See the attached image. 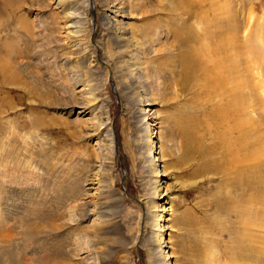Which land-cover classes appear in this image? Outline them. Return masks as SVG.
I'll use <instances>...</instances> for the list:
<instances>
[{"label": "rangeland", "instance_id": "rangeland-1", "mask_svg": "<svg viewBox=\"0 0 264 264\" xmlns=\"http://www.w3.org/2000/svg\"><path fill=\"white\" fill-rule=\"evenodd\" d=\"M168 1L0 0V66L5 59L19 73L17 84H4L0 72V153L11 154L8 165L0 159V230L10 234L0 242V264H155L151 216L162 208L169 264L245 263L232 257L236 226L221 213L230 187L202 158L219 136L206 129L220 102L207 81V45L192 40L203 37L196 20ZM190 1L195 11L209 10L207 0ZM233 1L235 8L241 1L249 49L254 41L264 48V0ZM186 33L202 56L187 53L185 63L177 35ZM249 49L247 76L264 91V56ZM186 64L193 71L184 84ZM141 96L158 117L150 146L136 119ZM82 103L92 112L79 115ZM153 147L166 187L157 200L145 150ZM87 181L97 189L92 206L80 200ZM49 216L57 231L28 230Z\"/></svg>", "mask_w": 264, "mask_h": 264}, {"label": "bare ground", "instance_id": "bare-ground-1", "mask_svg": "<svg viewBox=\"0 0 264 264\" xmlns=\"http://www.w3.org/2000/svg\"><path fill=\"white\" fill-rule=\"evenodd\" d=\"M173 1L174 3L172 0L168 2H171L174 11L178 12L181 10L182 14L188 16L191 20H196L197 26L201 27L200 32L203 33V37H194L195 39L190 38L187 33L185 34L186 36H180L182 33L177 35L178 42L182 44L183 49H186H184L182 51L184 53L180 55L182 59L181 62L186 63L189 61L184 59V55L187 53H196L197 57H192L194 60H197L200 57L199 55L202 56L200 48L197 50L191 47L190 39L194 40L199 47L205 42L207 45L205 55L208 56L209 61L205 59H203V61L205 66H207V69H205L206 75L207 77L210 76L207 81L210 86L213 85V93L216 94L215 97L220 98L219 104L212 107V112H209L211 113L210 116L215 117V119H212L214 125L210 126L211 128L209 130L206 128L207 131L212 130L215 134H219L218 141L216 147L212 148L213 154L202 158L209 159L206 161L207 164L209 163L208 165L224 179V182L228 185L227 188H231L227 190V194L224 196L226 200L221 204V213L225 212L226 218L227 215L229 216L228 221L236 226V230L233 232L234 236H232V234L230 235L232 239V257L238 262L242 263L244 261V264H264V236L260 238V236L254 234L259 233L260 235L264 230V91L261 82L256 84L254 81L250 82L251 76L249 78L247 76L249 72L247 59L250 55L248 45H251L252 42L249 43L251 40L249 41L248 39L247 24L243 22L245 19L243 20L244 15L240 10L242 5L241 1H236L239 3V6L237 5V8H235V1L233 0H207L206 2L209 3L208 11L204 9L201 10L200 8L202 7H197L200 9L199 11L198 9L196 11L193 10L195 7L190 0ZM197 2L196 5L201 6L204 3L203 0H198ZM190 5H192V7H189ZM176 14L179 15V13ZM107 21L116 22L117 20L114 16ZM69 22H72L69 26L75 29L74 33H77L76 31H78L77 29L79 27H77V23L79 22L77 14H72ZM6 23L8 22L6 21ZM183 28H187V24L184 25ZM259 44L260 43L254 41L252 49L249 50L261 53L264 56V48ZM193 47L196 46L193 45ZM137 59L136 63L139 64L141 68V65L146 61L142 57H138ZM4 60L5 59L1 60L3 66H0L4 84H10L12 82L17 84V76L15 77L17 73L12 68L14 65L12 64L11 66L5 63ZM153 63L154 62H150L149 64L154 66L155 63ZM160 63H158V65H161ZM137 67L136 69H139V67ZM154 69L156 68L154 67ZM141 70L143 69L141 68ZM190 71L193 70H189L187 64L184 69L181 66V76L184 84H187L192 77V75L191 77L189 75ZM156 74L157 73H155V75ZM92 95H94V93ZM221 98H224V100ZM147 99L146 96H141L139 99L135 100V103L140 107L138 112L141 110V113L136 116V119L138 122L143 123L144 130L147 132L144 145L150 146L153 143V139H151L150 136L152 134L150 129L151 126H157L158 117L156 116V119L154 112L148 107L151 106L149 102V104H144V102H147ZM81 105L82 107H80L81 111L78 113L79 115L92 112L90 109L91 106L85 103ZM144 105H146V107ZM143 107L145 108L142 110ZM192 121L197 122V120L194 119ZM206 123L208 124V122ZM201 131L203 130L201 129ZM109 136L112 141L111 132H109ZM154 149H156V147L145 150L147 152L148 170L154 177L151 184V195L154 200H157L160 199V196L165 192L166 187L161 186V182L158 178H161L162 175L158 173L159 171L156 169L155 161L159 162L160 159L153 154ZM3 156H6L7 161L5 163L2 161V163L8 165L11 161V154L0 153V159L3 158ZM87 182V187L90 188L87 190L88 193L80 200L92 206V201L96 197L97 189L94 188L92 181ZM219 194L222 195L223 190H220ZM156 210L159 209L155 207L154 211ZM164 211L165 209L162 208L161 211H156V214H152L151 216V224L156 233L151 236L152 238H150L148 242L152 250H154V255L152 257H154L155 264H169L168 260L172 257L171 254L167 252L171 250L169 246L170 242L164 235V232H166L164 224L162 223L165 222L163 216ZM40 214L44 216V213ZM86 214L84 220H89L91 216H93L92 210ZM231 216H233L235 220H232ZM27 228L34 235H38L39 232H43L42 230L45 229L49 230V232L59 229L52 216L45 218V220L40 223V226L27 225ZM9 237L10 234L7 233L5 228L0 230V242L5 243L6 239ZM253 237L254 239H259L258 243L260 247L249 246ZM40 263L44 264V262Z\"/></svg>", "mask_w": 264, "mask_h": 264}]
</instances>
